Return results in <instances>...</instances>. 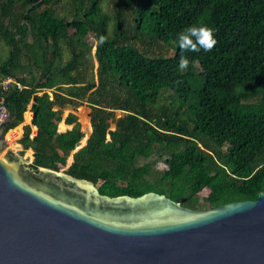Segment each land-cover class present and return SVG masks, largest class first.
<instances>
[{"label":"trees","instance_id":"trees-1","mask_svg":"<svg viewBox=\"0 0 264 264\" xmlns=\"http://www.w3.org/2000/svg\"><path fill=\"white\" fill-rule=\"evenodd\" d=\"M101 1L0 0V80L16 82L2 94L4 133L31 122L18 154L110 198L153 192L194 211L255 201L264 192V0H110L109 13ZM191 24L215 28L218 43L181 49L176 36ZM151 41L172 56L136 47Z\"/></svg>","mask_w":264,"mask_h":264},{"label":"water","instance_id":"water-1","mask_svg":"<svg viewBox=\"0 0 264 264\" xmlns=\"http://www.w3.org/2000/svg\"><path fill=\"white\" fill-rule=\"evenodd\" d=\"M0 125V264H264V192L194 211L32 167Z\"/></svg>","mask_w":264,"mask_h":264},{"label":"rangeland","instance_id":"rangeland-1","mask_svg":"<svg viewBox=\"0 0 264 264\" xmlns=\"http://www.w3.org/2000/svg\"><path fill=\"white\" fill-rule=\"evenodd\" d=\"M108 4H111L110 3V0H102L101 1V7H102V9L105 12H107V13H109L108 12L109 11ZM63 11L64 10H62V12ZM88 43L93 47V40H92V36L91 35L88 36ZM136 45H137L136 47L140 48V50H146L147 53H148V56H150V57H157V56H160V55H163V56H172V54L174 52V49L172 48V46L171 47L164 46L162 43H157L155 41H151V43L149 45H142V42H136ZM5 51H6V48L4 46H2L1 43H0V54H4ZM92 53H93V50H92ZM0 58H2V57L0 56ZM196 69L198 70V68H196ZM169 94L171 95V93H169ZM256 100H257V97H251L250 99H248L246 101L247 102H253V101H256ZM74 114L78 117V120L81 123L83 130L87 134V130H86V126L87 125H85V124H86V121H88L87 120L88 119V117H87L88 110H87L86 106L79 107L74 112ZM88 124H89V121H88ZM24 125L25 124H21V125H19L20 127H17L16 129H12V130H10V131H8L6 133V135H5V142H6L7 150L14 151L16 153H18L19 151H21V148L19 147V145L17 143V140L20 139L21 136H22V127ZM19 130H20V132H19ZM18 133L20 135H18ZM7 136H11L10 138L14 139L13 143H12V141H9V140L6 139ZM27 159H29V160L32 161V158H27ZM205 194H206V191L203 190L200 193V197L202 198Z\"/></svg>","mask_w":264,"mask_h":264},{"label":"clouds","instance_id":"clouds-1","mask_svg":"<svg viewBox=\"0 0 264 264\" xmlns=\"http://www.w3.org/2000/svg\"><path fill=\"white\" fill-rule=\"evenodd\" d=\"M216 29L207 24H191L182 29L176 36L178 45L183 50L210 51L217 43ZM104 36L99 37V42H104ZM189 59L182 56L179 67L187 69Z\"/></svg>","mask_w":264,"mask_h":264},{"label":"built area","instance_id":"built-area-1","mask_svg":"<svg viewBox=\"0 0 264 264\" xmlns=\"http://www.w3.org/2000/svg\"><path fill=\"white\" fill-rule=\"evenodd\" d=\"M11 83H16L14 80L10 78H6L3 80H0V125L5 121V119L8 117V111L6 108V105L4 103V98L2 97L3 91L7 89V87ZM19 88H22L21 85L17 84Z\"/></svg>","mask_w":264,"mask_h":264},{"label":"crops","instance_id":"crops-1","mask_svg":"<svg viewBox=\"0 0 264 264\" xmlns=\"http://www.w3.org/2000/svg\"><path fill=\"white\" fill-rule=\"evenodd\" d=\"M27 112H29L30 115H31L30 109H29ZM27 112H26V113H27ZM26 113H25V114H26ZM24 117H25V115H24ZM31 120H32V116H31ZM22 124H25V123L23 122ZM25 125H28V124H25ZM25 125H24V126H25ZM29 125L31 126V122L29 123ZM24 126H23V127H24ZM18 127H20V126H18ZM23 127H22V133H23ZM16 128H17V127H16ZM16 128H15V129H16ZM19 129H20V128H19ZM19 132H20V130H19ZM34 133H35V128L32 127V135H34ZM18 135H20V134L18 133ZM18 140H19V139H18ZM18 140H17V141H18ZM18 145H19V144H18ZM19 147L21 148L20 145H19ZM30 151H31V150H30ZM31 158H32V160H33V153H32Z\"/></svg>","mask_w":264,"mask_h":264}]
</instances>
